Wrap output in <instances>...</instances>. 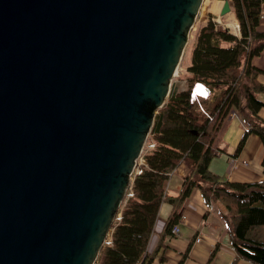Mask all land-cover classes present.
Wrapping results in <instances>:
<instances>
[{"label":"water","instance_id":"95a60500","mask_svg":"<svg viewBox=\"0 0 264 264\" xmlns=\"http://www.w3.org/2000/svg\"><path fill=\"white\" fill-rule=\"evenodd\" d=\"M203 1L0 0V264H97Z\"/></svg>","mask_w":264,"mask_h":264},{"label":"trees","instance_id":"16d2710c","mask_svg":"<svg viewBox=\"0 0 264 264\" xmlns=\"http://www.w3.org/2000/svg\"><path fill=\"white\" fill-rule=\"evenodd\" d=\"M234 18L240 26L239 36L217 28L213 15L199 24L190 41V62L180 79L185 87L171 85L169 95L154 117L143 150L146 162L142 173L134 176L133 195L120 209L121 218L110 232L111 243L105 244L97 264H151L163 238L180 221L179 211L197 188L205 204L220 201L226 208L223 221L237 257L250 264H264V155L263 178L249 181L223 179L209 168L212 158L226 149L220 146L230 112L242 125L243 132L232 156L243 149L247 138L258 136L264 148V70L254 59L264 50V0H229ZM196 82L204 84L208 97L191 99ZM183 167V180L176 196L167 195L170 179ZM172 205L165 220L160 241L154 251L148 244L158 217L160 204ZM190 246L182 253L183 264Z\"/></svg>","mask_w":264,"mask_h":264},{"label":"crops","instance_id":"0c3cea01","mask_svg":"<svg viewBox=\"0 0 264 264\" xmlns=\"http://www.w3.org/2000/svg\"><path fill=\"white\" fill-rule=\"evenodd\" d=\"M220 2L222 3V1ZM211 13L213 18L218 17V14L213 10H211ZM260 29L264 30V16L260 22ZM262 52L264 53V50ZM258 57H260V61H257ZM258 57L254 59L253 63L264 70V64L261 63V54ZM260 80L264 83V77H261ZM181 86L179 85L180 89H182ZM262 114L264 116V112ZM227 121L222 135V143L228 144L224 148L226 153H220L212 158L209 165L210 170L223 179L231 181H249L263 178L260 164L258 163V166L254 167L249 164V161L255 160L256 151L254 152V150L258 149L259 146H263L260 139L258 136L251 134L241 152L237 156H232L243 129L236 119L234 111L230 112ZM222 143H220V146H222ZM221 156H224V159ZM231 159H235L234 164H231ZM178 171L179 173L170 179L168 183L167 195L169 196H176L180 191L183 180V167H179ZM234 176L240 178H234ZM171 209L172 205L167 201L160 204L158 217L149 240L148 252L154 251L158 245L165 220L170 215ZM225 213L226 208L220 201L211 200L210 204H205L200 191L193 188L179 211L181 219L177 224L178 234H170L163 238L151 264H178L182 253L188 246H190L189 252L183 264H231L237 254L229 241L225 228L223 221ZM197 237H200L199 241H197ZM239 263L250 264L243 259L239 260Z\"/></svg>","mask_w":264,"mask_h":264},{"label":"rangeland","instance_id":"374dc122","mask_svg":"<svg viewBox=\"0 0 264 264\" xmlns=\"http://www.w3.org/2000/svg\"><path fill=\"white\" fill-rule=\"evenodd\" d=\"M220 1H223V0H204L203 1V4H202V7L198 13V16H197V19H196V22L193 26V28L191 29L190 31V36H189V40H188V44L186 45V48L184 50V53L182 55V58L180 60V64H179V67L177 69V72H176V75L174 76V78L172 79V84L173 85L174 83L178 84V85H182L181 87L184 88L185 87V83H184V80L180 79V77H183V75L186 73V66L189 64L190 62V53H189V50H190V41L193 39V35L194 33L197 31L198 27H199V24L202 23L204 20L207 19V15L209 13H211V10H213L214 12H216L217 14H219V10L221 9V5L222 3ZM220 6V7H219ZM219 8V10L217 11V9ZM212 14V13H211ZM214 21V20H213ZM215 22V21H214ZM236 22L238 23V21L234 18L233 14H232V10L230 13L224 15L221 19V23L220 24H216L217 28L219 29H222V30H226L228 31L229 33L233 34L232 32H235V33H238V29H237V24ZM239 24V23H238ZM225 26V27H224ZM234 35V34H233ZM257 61H260V57H258ZM261 63L264 64V53L262 52L261 53ZM192 96V98H194V95L193 93L190 95ZM262 100H264V96L261 95L260 96ZM223 139V138H221ZM222 143V142H221ZM146 145V143H145ZM144 145V147H145ZM228 146L227 143H222V147L223 148H226ZM144 150V149H143ZM256 151V157H255V160L253 161H249V164L251 167H254V166H258V163L260 164L261 166V161H262V158H263V154H264V149H263V146H259L258 149H255L254 152ZM253 152V154H254ZM143 154V151L142 153L140 154V156L138 157V166H139V160H141V156ZM215 157V156H214ZM213 157V158H214ZM222 158L224 156H221ZM224 159V158H223ZM250 159V160H251ZM262 169V168H261ZM184 170V168H183ZM176 172L179 173L178 169L176 170ZM185 172V170H184ZM134 178V174L132 175V179ZM234 178H240V177H236L234 176ZM119 215V214H118ZM116 221V220H115ZM109 237V235H108Z\"/></svg>","mask_w":264,"mask_h":264},{"label":"built area","instance_id":"2783aa9c","mask_svg":"<svg viewBox=\"0 0 264 264\" xmlns=\"http://www.w3.org/2000/svg\"><path fill=\"white\" fill-rule=\"evenodd\" d=\"M221 19H222V17H215V18H213V20L215 21L216 24H220V23H221ZM236 24H237L238 33H235V32H232V33H233L234 35H236V36H239V34H240V26H239V24H238L237 22H236ZM224 27H225V26H224ZM207 90H208V89H207ZM194 98H196V97H194ZM194 98H193V99H194ZM193 99H192V100H193ZM153 147H154V144H153L152 142L146 144V149H147V150L152 149ZM138 159H139V158H138ZM138 159H137V161H136V164H135V167H134V171H133L134 176L137 175V174L142 173V171H143V169H142V165H145V164H146V162H145V160H144V158H143V154H142V156H141V158H140L141 160H139V166H138ZM234 163H235V159H231V164H234ZM176 170H177V169H174V172H175V173H176ZM133 174H132V175H133ZM132 181H133V179H132ZM132 181H131V184H130V186H129V188H128V191H127V194H126V197H125V201L127 200V198H129V197H131V196L133 195ZM120 218H121V215H120V213H119V215H118L116 221H119ZM180 219H181V218H180ZM178 231H179L178 226H177V224H175V225L171 228V235H176V234H178ZM199 240H200V237H197V241H199ZM110 243H111V236L109 235V237L107 238L105 244H110Z\"/></svg>","mask_w":264,"mask_h":264},{"label":"bare ground","instance_id":"6f19581e","mask_svg":"<svg viewBox=\"0 0 264 264\" xmlns=\"http://www.w3.org/2000/svg\"><path fill=\"white\" fill-rule=\"evenodd\" d=\"M176 72H177V70H176ZM175 75H176V73H175ZM193 91H194L193 92L194 96H200V95H205L206 96L208 94V91L205 90V88H204V86L202 84L195 85V88L193 89Z\"/></svg>","mask_w":264,"mask_h":264},{"label":"clouds","instance_id":"9594fccd","mask_svg":"<svg viewBox=\"0 0 264 264\" xmlns=\"http://www.w3.org/2000/svg\"><path fill=\"white\" fill-rule=\"evenodd\" d=\"M222 3H223V1H222ZM221 6H222V5H221ZM203 86H205V85L203 84ZM205 88H206L205 90L208 91L206 86H205ZM191 90H192V89H191ZM192 92H193V91H192ZM208 93H209V91H208ZM190 95H191V94H190ZM190 97H191V96H190ZM194 97H195V96H194ZM196 98H197V97H196ZM191 99H193V98H191ZM194 99H195V98H194ZM176 169H177V168H176ZM114 223H115V222H114ZM110 232H111V231H110ZM108 235H110V233H109ZM107 238H108V236H107ZM106 240H107V239H106Z\"/></svg>","mask_w":264,"mask_h":264}]
</instances>
